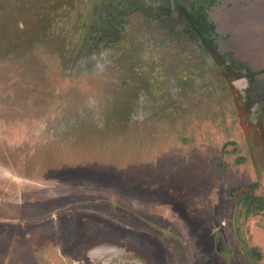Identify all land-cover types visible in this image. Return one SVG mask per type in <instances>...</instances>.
Listing matches in <instances>:
<instances>
[{
  "label": "rangeland",
  "instance_id": "rangeland-1",
  "mask_svg": "<svg viewBox=\"0 0 264 264\" xmlns=\"http://www.w3.org/2000/svg\"><path fill=\"white\" fill-rule=\"evenodd\" d=\"M105 248L264 264V0H0V264Z\"/></svg>",
  "mask_w": 264,
  "mask_h": 264
},
{
  "label": "flooded vegetation",
  "instance_id": "flooded-vegetation-1",
  "mask_svg": "<svg viewBox=\"0 0 264 264\" xmlns=\"http://www.w3.org/2000/svg\"><path fill=\"white\" fill-rule=\"evenodd\" d=\"M97 254L95 257L100 258V262L97 264H132L133 261H125L121 259L116 253H114L113 248H105V249H98L96 250ZM80 257L79 260H75L74 264H95L96 259L95 257L90 258V252L88 254H84L83 252H79ZM95 253V252H94ZM138 264V263H134Z\"/></svg>",
  "mask_w": 264,
  "mask_h": 264
},
{
  "label": "trees",
  "instance_id": "trees-1",
  "mask_svg": "<svg viewBox=\"0 0 264 264\" xmlns=\"http://www.w3.org/2000/svg\"><path fill=\"white\" fill-rule=\"evenodd\" d=\"M259 200H261V201H259ZM251 202H252V204H256V206H257V208H259V209H262L263 207V205H262V199H260V198H253V199H251Z\"/></svg>",
  "mask_w": 264,
  "mask_h": 264
}]
</instances>
